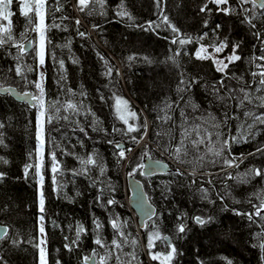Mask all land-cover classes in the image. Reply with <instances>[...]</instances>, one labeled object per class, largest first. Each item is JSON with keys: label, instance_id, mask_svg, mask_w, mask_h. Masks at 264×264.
Returning <instances> with one entry per match:
<instances>
[{"label": "trees", "instance_id": "trees-1", "mask_svg": "<svg viewBox=\"0 0 264 264\" xmlns=\"http://www.w3.org/2000/svg\"><path fill=\"white\" fill-rule=\"evenodd\" d=\"M75 2L61 0L64 5L62 11L53 13L45 20L49 25L45 33V64L42 66L45 108L71 100L80 109L77 114L65 112L61 108L57 114L60 119L54 120L52 124L45 123L47 141L43 147L41 173L44 175V226L49 264H56L57 260L60 264H85L84 257L93 254V250L97 253L98 262L99 256L107 250L95 244L92 221L98 218L103 224L100 234L110 244L112 239L118 238L109 223L113 216H119L121 222H127L122 230L128 237V243L118 253L121 261L126 262V254L132 253L138 258L134 264H159L150 259L147 248L149 234L158 230L161 237L170 238L180 253L173 264H227L225 258L233 264H264V251L259 248L260 238L256 235L264 227V221L256 218V222L252 223L245 216H238L232 211H251L249 200L258 204L259 200L254 194L264 195V179L244 176L253 167H264V156L248 155L264 144V131L257 134L254 129L255 139L249 138L231 145L232 155L241 157L243 154L244 163L239 168H227L224 172L221 171L223 158L207 151V141L200 146L196 155L189 152L188 156L182 157L183 162L176 159L170 150H165L175 143L173 137L179 139V125L190 127L199 123L212 134L213 140L217 132L221 140L226 134L238 135L239 125L247 118L240 115L239 119L229 120L225 128L223 113L227 111L231 115L240 110L236 108L235 101L215 100L210 86L220 79L221 74L216 71L211 59H197L196 51L201 44L212 51L211 45L223 40L229 44L220 54L225 56L231 53L232 45L239 44L237 54L243 59L230 65L229 75L235 73L237 77L243 76L253 83L254 96L264 95L255 92V82L250 76L252 71H257L250 58L254 52L259 55V42L253 37V30L248 24L240 22L239 15H223L216 12L212 5L209 7L213 8V12L200 13L198 9L205 0H165L164 13L180 29L182 37L195 38L207 33L203 40L181 46L171 43L173 33L161 23L160 9L155 0H124L132 20L117 15L121 0H106L103 15L98 5L91 15L80 13L75 8ZM11 11L14 13L11 17L13 40L9 45L0 46V86H13L35 94L31 82L38 78L39 34L32 29L37 21L33 18V22L29 23L20 14L15 2ZM76 19H80V25L75 24ZM150 20L160 27L155 31H145L136 26H146ZM205 20L208 21L207 26ZM53 24L60 27H54ZM94 24H99V28L94 29ZM216 24L221 27L214 29ZM257 26L260 27L259 21ZM78 31L85 32L86 36L80 37ZM29 39L32 40L31 49L24 54L13 46L24 44ZM254 44L257 48H253ZM130 55L137 58L129 61L127 58ZM100 56L105 57L108 66L113 68L111 77L104 75L106 65ZM60 60L64 61L63 69L59 66ZM74 60L77 62L73 63ZM17 65L23 69L22 76L13 71ZM182 78L189 81L194 78L197 83L186 91H178ZM228 83L235 86L236 80L230 79ZM113 92L126 99L131 110L140 114L141 121L146 119L149 127L147 141L127 160L121 161L114 155L116 149L107 141H121L126 149L133 150L142 140L138 136L139 142L133 143L123 132L111 133L113 126L126 130L112 107ZM101 95L105 97L104 100L100 99ZM167 103L173 104L171 110L165 109ZM222 103L230 106L222 107ZM193 105L199 107L194 109ZM37 107H29L7 94H0V122L4 124L0 128L3 138L0 157L7 161L0 162V171L6 173L5 178L0 180V224L8 228L7 234L0 240L3 264H38L34 238L38 236L41 215L39 178L34 169H30L29 174L24 172L26 165L37 163ZM249 108L254 112L260 111L252 105ZM162 109L172 116L171 121L165 123L157 118L164 115ZM181 110L188 115L190 123L185 124L180 119ZM64 115L69 119L64 120ZM94 126L98 130L94 131ZM80 127L85 128L87 135L79 132ZM144 150L148 151V156L166 161L172 170L148 177L143 176L141 171L133 172V176L141 180L155 209L154 215L139 228L137 218L128 205L125 178L137 162L142 163L139 157ZM51 152L57 153L63 170V175L58 177L63 188L57 191H53L51 181ZM131 152H126V156ZM88 155L97 160V165L89 166L87 175H74L72 170L81 167L77 156L87 158ZM200 155H203L202 161L197 159ZM100 167L104 168L103 174ZM177 169L183 175H178ZM226 173H231L234 179H229ZM97 196L101 197V203L96 202ZM106 199H114L117 203L104 205ZM197 216L206 220L212 217V220L200 225L194 219ZM181 222L186 226L184 233L176 230ZM77 224H83L87 231L81 234L78 247L69 251L63 247L70 242L64 237L74 239ZM133 239L135 245L131 243ZM167 243L163 239L156 240L152 251H167ZM108 264H120V261L113 257Z\"/></svg>", "mask_w": 264, "mask_h": 264}, {"label": "snow or ice", "instance_id": "snow-or-ice-1", "mask_svg": "<svg viewBox=\"0 0 264 264\" xmlns=\"http://www.w3.org/2000/svg\"><path fill=\"white\" fill-rule=\"evenodd\" d=\"M17 3L19 6V12L22 16H24L29 23L33 22V18L36 19V23L33 31H36L39 34V65L43 66L45 64V46H46V37L45 33L49 27L45 23L46 17L51 16L55 12L62 11L64 5L61 3V0H0V46L9 45L10 42L13 40L12 36V20L11 17L14 13L11 11V6L13 3ZM157 8L160 9V15L162 17L161 23L166 25L173 36L171 38L172 44H179L181 46L199 42L204 39L207 33H203L198 37L192 36H184L180 33V29H178L175 25H173L169 19V17L164 13V2L165 0H155ZM106 4V0H76L75 8L80 13H87L88 15L92 14V11L95 9V6H99L101 9L100 14L103 15V8ZM209 5L214 6L216 12H219L226 16H231L233 14H237L240 17L241 23H246L249 25L250 29H252V35L256 41L259 42V55L254 52L250 58L251 62L255 65L257 71H252L250 76L252 81L255 82V92L256 93H264V0H205V3L198 9L200 13H211L213 12V8L209 7ZM119 10L117 15L121 18L127 17L129 20H132L133 17L131 14L126 10L124 5V0H121L120 5L118 6ZM259 10V12H257ZM67 19V17H64ZM257 21H259L260 27L257 26ZM6 22V23H3ZM76 25H80V19L75 20ZM205 26H207L208 21H204ZM54 27H60L58 24H53ZM137 27L142 28L145 31H155L156 28H159V24H155L154 21H147L145 25H136ZM221 27L220 24H216L214 29H219ZM94 29L99 28V24L93 25ZM78 35L80 37H85L86 33L83 31H78ZM14 47L18 48L21 54H24L27 49L23 44H15ZM229 47V44L226 41H219L216 44H212V52H209L208 48L201 44L200 48L196 51V57L200 60H207L211 59L216 66V71L221 74L220 79L213 85H211V91L215 98L218 101H226L232 100L235 101V106L238 112L232 113L231 115L225 111L223 113V124L225 128L227 127L228 121L232 119H239L240 115H243L247 120L251 122H247V120L239 125L238 128V135H229L226 134L223 140L220 139V133L217 132L215 134V140L212 139V134L207 132V129L203 128L201 124L194 123L190 127H183L179 125L178 127L181 128L179 139L177 140L173 137L175 143L170 144L168 147L165 148L166 151H171V154L178 160L182 157L188 156L189 152L193 155L199 152L200 146L204 145L205 142H208L209 147L207 148L208 152H212L217 157H222L223 168L221 169L224 172L227 168H239L241 164L244 163L243 154L241 157H235L231 153V145L233 143H240L241 141H247L249 138L255 139V135L253 134V130L258 134L261 131H264V95L254 96L252 94L253 83L251 81L245 80L243 76L237 77L235 73H230V65L234 64L237 61H241L243 58L237 54V50L240 48L239 44L232 45L231 53L227 55L224 59H218L217 54L222 53L226 48ZM253 48H257V45L254 44ZM179 54V51L177 52ZM99 55V53H97ZM135 55H130L127 59L132 61L136 59ZM100 59L104 61L106 65V71L104 73L105 76L111 77L113 73V68L109 65V62L105 59V57L100 56ZM147 60V57H144ZM227 61V62H225ZM77 61H73L76 63ZM59 66L61 69L64 68V61H58ZM16 75H23V69L20 65H17L15 69H13ZM119 74L117 70V75ZM258 78V79H257ZM230 79H235L236 84L233 86L232 84L228 83ZM44 76L41 74V77L37 81H32V85L35 89L39 91V95H32L31 93H24L25 96H31V99L35 101V105L39 108V115H38V124H37V141L38 147L42 149L47 141V133L45 131V123L52 124L54 120H58L61 117L57 114L61 112V108L64 109L65 112L71 111L73 113H79V106L76 103H72L71 100L61 103L59 106L56 104H52L49 106L48 109L45 108V88L43 86ZM197 83V81L193 78L192 80H185L181 79L178 85V91H186L190 89L192 84ZM184 86V87H181ZM5 91H10V89H6ZM114 98V104L112 105L116 118L122 122L123 125L126 126V130L122 128H118L113 126L111 129V133L116 132H123L124 136H129L133 143H138V136L139 139L142 140L145 136L149 135V127L147 120L144 119L141 121L140 114L135 111L131 110V106L129 102L121 96L116 95L115 92L112 93ZM101 100H104L105 97L101 95ZM183 100V97H180ZM255 106L260 109L259 112L252 111L249 106ZM179 107V105H176ZM222 107H229L230 105L222 103ZM198 105H193L194 109H197ZM173 108V104L167 103L165 104V109L171 110ZM51 110H54L51 111ZM164 111V115L162 117H157L158 119L163 120L165 123L171 121L173 118L171 115L168 114V111ZM94 116L95 113H92ZM180 119L185 123L188 124L189 117L185 114L183 110L179 113ZM64 120H68L69 117L64 115L62 117ZM213 119H215L213 117ZM130 120L132 123H130ZM137 121H140L137 123ZM96 122L93 121V125ZM4 124L0 122V128H3ZM219 127V125H217ZM93 130H98L95 126ZM107 132V130H105ZM79 132L87 135L85 128L80 127ZM111 133H107L111 135ZM132 133H136L137 135H130ZM159 136V133H156ZM110 145L116 149L114 155L117 156L118 161L127 160L128 157L126 156V152H131L132 148H125V144L121 141L116 140H108L107 141ZM0 144H3L2 133H0ZM82 145V141H81ZM145 148L147 146L145 145ZM227 153V155H224ZM67 154L72 155L71 152ZM257 154L264 156V144H260L254 150V152L248 153L249 156H256ZM148 156V151H142L139 160L143 161L145 157ZM79 163L81 165L79 170L73 169L72 172L74 175H87L90 171L89 166H96L97 160L93 158L92 155H88L87 158H83L77 156ZM136 158L134 157L133 160ZM199 160H203V155L197 157ZM50 172L51 181L53 184V191H57L63 188V184L58 181V177L63 175V170L61 168L60 161L57 158L56 152L50 153ZM239 161V162H237ZM0 162L7 163L3 157H0ZM157 165L160 164V161H155ZM43 166V157L40 158V161L36 164H28L24 168L25 174H29L30 169H34L36 176L39 178V185H40V194H39V211L41 215L39 216V224H38V236L34 239L36 243L34 247L38 250V264H49L47 259V232L45 230L44 222H45V215H44V193L42 190V186L44 183V175L41 173V169ZM145 165L143 163L137 162L133 171L129 172L128 175H133L135 171H143ZM195 171V170H194ZM100 172L103 174L104 168L100 167ZM178 175H183L179 171L176 170ZM147 174V173H145ZM229 179H234L231 173H226ZM6 173L0 171V180L4 179ZM245 177H259L264 179V167H253L249 169L245 174ZM195 183V181H193ZM95 183V181H94ZM211 183V181H209ZM205 192L207 190H204ZM103 192V189H101ZM256 195V198L259 200L258 204L252 203L249 200V204L251 205L252 210L241 212L237 209H233L232 211L238 216H245L250 222L255 223L256 218L259 220L264 221V195ZM207 198V196H205ZM222 198V197H221ZM97 203H101V197L97 196L96 199ZM117 202L114 199H106L103 201L104 205L111 206L116 204ZM154 215V213H151ZM197 224L205 225L212 217H208L207 220L203 217L197 216L194 218ZM54 223V222H53ZM94 225L93 231L96 234L95 244L98 245L102 249H106L104 255L99 256L98 262L96 264H108V261L111 258H115V260L120 261V264H134L137 261L136 255L132 253L126 254L128 256L127 261H121L120 255L118 253L122 250L123 245L128 243V237L126 233L122 230L127 222H121L119 216H113L109 223L112 229L115 230V235L118 237L117 239H112L110 244L106 243L101 234L100 230L103 227V224L99 221V219H94L92 221ZM56 227H60L56 225ZM71 227V226H70ZM143 227V225H142ZM178 233H184L186 231V226L183 222L179 223L176 228ZM7 228H0V239L4 238L5 233L7 232ZM75 238L71 239L68 236H65L64 239L66 241H70L65 243L63 247L69 251H72L74 247H78V242L81 238V234L86 232L87 229L83 224H77L75 229ZM257 237L260 238L259 248L264 251V227L261 228V231L258 232ZM163 239L164 241L168 242L167 251H155L153 252L152 249L155 248V241ZM13 243H17V241H13ZM133 245L136 244V241L133 239L131 241ZM147 248L149 250L148 254L151 260L159 262V264H173L175 258L180 253L178 252L177 247L175 244H172L169 237H161L159 231L151 232L148 236V243ZM97 253L93 250V254L87 257H84L85 264H88L89 261H96ZM227 264H233L231 260H227ZM264 259V256H262ZM0 264H3V258L0 257ZM56 264H60V261H56Z\"/></svg>", "mask_w": 264, "mask_h": 264}, {"label": "water", "instance_id": "water-1", "mask_svg": "<svg viewBox=\"0 0 264 264\" xmlns=\"http://www.w3.org/2000/svg\"><path fill=\"white\" fill-rule=\"evenodd\" d=\"M23 45L26 47L27 51H29L31 49L32 40L31 39L27 40ZM6 89H10V91H5ZM24 93H31L32 95H35L30 90L20 91L13 86H0V94H7L10 97H12L14 100L18 102L26 103L29 107H33L35 105V101L31 99V96H25ZM145 141H147L146 136L132 150L128 158ZM155 161H160V164L157 165ZM142 163L145 165L142 171V175L146 177L154 174L167 173L172 170L171 166L166 161H164L163 159L153 158L151 156L145 157ZM125 188L129 194L128 205L137 218L138 227L142 228V225L144 226L145 222L148 221L153 216V215L150 216V214L154 213L155 209L147 197V194L144 190L141 180L137 179L133 175L131 176L128 175L125 178ZM0 228H7V226L4 224H0ZM7 232L5 233V235L7 234ZM88 264H96V261L95 262L89 261Z\"/></svg>", "mask_w": 264, "mask_h": 264}, {"label": "rangeland", "instance_id": "rangeland-1", "mask_svg": "<svg viewBox=\"0 0 264 264\" xmlns=\"http://www.w3.org/2000/svg\"><path fill=\"white\" fill-rule=\"evenodd\" d=\"M3 23H5V22H3ZM38 52H39V43H38V46H37V54H38ZM209 52H212V51H209ZM221 54V53H220ZM220 54H217V58L218 59H224L227 55H229L230 53H228V54H226L225 56H221ZM225 62H227V61H225ZM38 63H39V56H38ZM41 74H43V76H44V71H43V69H42V66H40L39 64H38V78H37V80H39L40 79V77H41ZM35 94L36 95H39V91L37 90V89H35ZM38 115H39V108L37 107L36 108V111H35V125H36V140H37V124H38ZM130 123H132V121L130 120ZM146 142V141H145ZM36 155H37V163L40 161V158L41 157H43V148L42 149H40L39 147H38V141L36 142ZM39 192H40V185H39ZM46 253H47V251H46Z\"/></svg>", "mask_w": 264, "mask_h": 264}, {"label": "built area", "instance_id": "built-area-1", "mask_svg": "<svg viewBox=\"0 0 264 264\" xmlns=\"http://www.w3.org/2000/svg\"><path fill=\"white\" fill-rule=\"evenodd\" d=\"M35 26V25H34ZM34 26H33V28H34Z\"/></svg>", "mask_w": 264, "mask_h": 264}]
</instances>
